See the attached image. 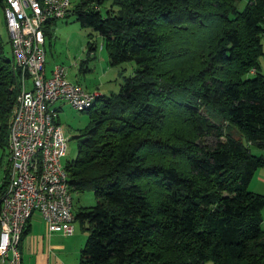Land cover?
Listing matches in <instances>:
<instances>
[{
  "label": "trees",
  "instance_id": "trees-1",
  "mask_svg": "<svg viewBox=\"0 0 264 264\" xmlns=\"http://www.w3.org/2000/svg\"><path fill=\"white\" fill-rule=\"evenodd\" d=\"M71 13L104 38L111 66L137 65L84 110L91 123L64 164L72 193L96 198L75 212L88 231L79 264H264V195L250 190L264 167V0H79ZM13 58L0 39L8 149Z\"/></svg>",
  "mask_w": 264,
  "mask_h": 264
},
{
  "label": "built area",
  "instance_id": "built-area-1",
  "mask_svg": "<svg viewBox=\"0 0 264 264\" xmlns=\"http://www.w3.org/2000/svg\"><path fill=\"white\" fill-rule=\"evenodd\" d=\"M45 1L46 9L37 10L33 0H5L11 53L21 75V101L10 145V179L0 196V264H23L22 257H15L16 237H23L36 214L50 233L74 234V194L62 177L69 140L53 105L65 101L82 111L88 98L102 94L71 81L62 65H55L48 75L45 28L52 20L68 17L72 1ZM27 161H34V170H27Z\"/></svg>",
  "mask_w": 264,
  "mask_h": 264
},
{
  "label": "rangeland",
  "instance_id": "rangeland-1",
  "mask_svg": "<svg viewBox=\"0 0 264 264\" xmlns=\"http://www.w3.org/2000/svg\"><path fill=\"white\" fill-rule=\"evenodd\" d=\"M71 1L72 7H74L79 0ZM244 4L245 3L243 2L241 6L243 7ZM56 23L59 27V30L55 31L56 37L52 39V45L47 41L45 46L46 62L47 64L58 62L59 65L64 66L70 80L79 79L81 81L80 84L84 88L87 86L93 91L102 90V95L110 96L119 91L120 82L123 81L124 77L130 76L135 72L137 65L132 61L123 63L119 66H111L107 61V59H109L107 47L104 49L101 48L102 44H105L104 38L101 35H98L92 28L82 27L73 14L64 19H57ZM0 39L4 46V53L9 57L11 54V46L9 44L10 34L5 16V3L3 5L1 0ZM90 43L98 44L96 58L94 55V57L90 58ZM87 66H90L91 70L85 71L84 68ZM104 72L105 76L103 78L102 75ZM47 73L48 75L51 74V72L48 71ZM71 81L76 82L75 80ZM100 84L102 86L98 89L97 87L100 86ZM204 114L212 119V114H208L206 111H204ZM57 120L69 140L67 155L63 158V164H66L67 161H71L77 157L78 140L80 139L79 135H81V133L90 125L91 115L86 111L76 110L69 104L65 103L62 110L59 112ZM8 155V148L0 147V181L4 179L8 167V161L11 162ZM9 179L10 176L6 186L9 183ZM95 204L96 198L93 192L74 193L75 212L81 210L82 207H91ZM36 215L39 216L38 214ZM262 215L264 216V210L262 211ZM262 227L264 229V223ZM77 229L78 232L83 231L87 233L85 242L81 247L84 248L88 239V231L82 230L83 227L80 222L77 225Z\"/></svg>",
  "mask_w": 264,
  "mask_h": 264
},
{
  "label": "crops",
  "instance_id": "crops-1",
  "mask_svg": "<svg viewBox=\"0 0 264 264\" xmlns=\"http://www.w3.org/2000/svg\"><path fill=\"white\" fill-rule=\"evenodd\" d=\"M71 14L72 13L70 12L69 15L71 16ZM56 21L57 20L50 21L45 28V46L47 41L50 45H52V39L56 37L55 31L59 30ZM89 55L91 56L90 58L94 56L96 58L97 53L96 51H93L90 52ZM9 56L11 57L12 54H10ZM56 64H58V62H53L51 64H47L46 62L47 71L52 72ZM260 65L262 68V72L264 73V54L260 58ZM84 70L89 71L91 70V68L90 66H87L86 68H84ZM104 76L105 72L102 77L104 78ZM71 80H75L78 84L81 83L79 79ZM28 85L29 87H31V82H29ZM101 86L102 85L100 84V86H98L97 88L100 89ZM86 89L88 91H93L90 90L87 86ZM65 103V101H59L53 105L58 111V117L59 112L62 110ZM8 152L10 153V147L8 149ZM254 152L259 156H264V148L255 149ZM250 190L264 195V167L258 169L255 173V176L250 184ZM36 216H33L28 224L29 226L27 225V232L22 237V241L20 244L23 264H79L81 250L83 249L81 247L83 246L87 237V233L82 231L84 229L81 230L82 232H78V223L75 222V232L71 236H66L57 232L50 233L45 221L40 216Z\"/></svg>",
  "mask_w": 264,
  "mask_h": 264
},
{
  "label": "bare ground",
  "instance_id": "bare-ground-1",
  "mask_svg": "<svg viewBox=\"0 0 264 264\" xmlns=\"http://www.w3.org/2000/svg\"><path fill=\"white\" fill-rule=\"evenodd\" d=\"M33 4H34V8H37V10H45L46 9V1L45 0H33ZM44 40L46 42L45 33H44ZM13 57H14L13 59H15L14 62H16L17 67H18V63L16 61V56L13 55ZM100 97H102V94H97V95H94L93 97L88 98L87 101H85L82 105V111L90 109L95 104V102L98 99H100ZM20 101H21V95L19 98V102L15 108L16 110H15V114H14L12 125H11L9 147L14 142V131L16 128V119H17V114H18L19 108H20ZM10 159H11V165H12V158H10ZM27 170H34V161H27ZM62 177L65 178V180H69L68 172H67L64 164L62 165ZM21 238L22 237H16L15 257H22V254L20 251V244H21V240H22ZM0 243H1V236H0Z\"/></svg>",
  "mask_w": 264,
  "mask_h": 264
}]
</instances>
